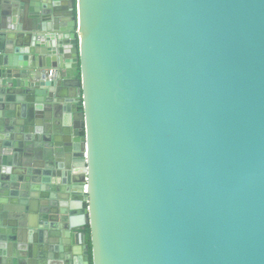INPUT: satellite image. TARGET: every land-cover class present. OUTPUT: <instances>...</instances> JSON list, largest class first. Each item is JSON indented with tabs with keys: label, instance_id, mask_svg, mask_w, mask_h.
Returning <instances> with one entry per match:
<instances>
[{
	"label": "water",
	"instance_id": "water-1",
	"mask_svg": "<svg viewBox=\"0 0 264 264\" xmlns=\"http://www.w3.org/2000/svg\"><path fill=\"white\" fill-rule=\"evenodd\" d=\"M0 264H264V0H0Z\"/></svg>",
	"mask_w": 264,
	"mask_h": 264
},
{
	"label": "trees",
	"instance_id": "trees-1",
	"mask_svg": "<svg viewBox=\"0 0 264 264\" xmlns=\"http://www.w3.org/2000/svg\"><path fill=\"white\" fill-rule=\"evenodd\" d=\"M79 72H80V71L78 70V71H77V75H78V77H80V73H79ZM80 110H82V104H80ZM86 232H87V236H88V243L90 244V233H89V228H87Z\"/></svg>",
	"mask_w": 264,
	"mask_h": 264
},
{
	"label": "built area",
	"instance_id": "built-area-1",
	"mask_svg": "<svg viewBox=\"0 0 264 264\" xmlns=\"http://www.w3.org/2000/svg\"><path fill=\"white\" fill-rule=\"evenodd\" d=\"M52 75V73H50V76Z\"/></svg>",
	"mask_w": 264,
	"mask_h": 264
},
{
	"label": "crops",
	"instance_id": "crops-1",
	"mask_svg": "<svg viewBox=\"0 0 264 264\" xmlns=\"http://www.w3.org/2000/svg\"><path fill=\"white\" fill-rule=\"evenodd\" d=\"M75 76V75H74Z\"/></svg>",
	"mask_w": 264,
	"mask_h": 264
}]
</instances>
